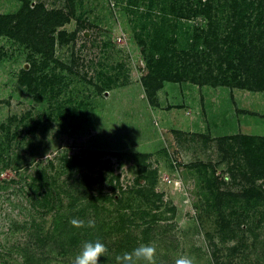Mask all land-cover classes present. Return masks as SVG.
<instances>
[{"label":"rangeland","instance_id":"374dc122","mask_svg":"<svg viewBox=\"0 0 264 264\" xmlns=\"http://www.w3.org/2000/svg\"><path fill=\"white\" fill-rule=\"evenodd\" d=\"M176 1L0 0V14L27 3L68 15L52 58L0 36V264L30 254L32 264H75L97 240L98 264H123L117 256L141 244L154 247L152 264H264V64L263 75L235 69L232 80L235 67L224 70L241 46L227 51L225 13L209 25L172 14ZM248 78L263 86L243 89L257 91L261 110L230 115L233 85ZM192 84L207 87L206 109L225 112L219 129L174 130L201 123L186 115Z\"/></svg>","mask_w":264,"mask_h":264},{"label":"trees","instance_id":"16d2710c","mask_svg":"<svg viewBox=\"0 0 264 264\" xmlns=\"http://www.w3.org/2000/svg\"><path fill=\"white\" fill-rule=\"evenodd\" d=\"M129 1L132 2V0ZM136 1L133 0L132 3H136ZM146 1L147 9H149L151 7L150 5L153 3V0ZM198 1L199 0H195L196 3H198ZM175 3H177L178 8H176L177 6L174 5L173 2L170 3V5L172 4L171 7L170 5H167L168 9L172 10V14H175V12L177 11L181 12L183 16L184 14L186 15L189 12L193 13L194 15L200 14L207 19L209 25L215 24L217 12L223 11L225 13L226 29L228 31L224 35L223 39L225 40L223 42H227L226 44L228 45V53L233 50L235 44L241 46L240 49L236 51L237 64H232V61L227 62V66L224 70L225 73L227 72V70H230V68L235 67L233 72L231 73L232 80L238 77L236 75V70L246 72L248 73V76L249 74H251L252 76L263 75L260 74V72L263 70L264 64V29H259V27L261 25V22L263 21L264 0H205L203 3H200V6L197 9L196 7H191V5L193 4L192 0H179ZM160 8L163 13H166L164 11L165 6H161ZM43 9L44 7L41 4H36L32 8H30L26 3L16 14H0V36H5L10 39L19 41H27L29 44H31V47L35 51H37V53L43 55L45 59L52 58V52L55 43V29L57 26L63 24V21L65 20V18H68V15H66L63 11H44ZM254 12H256L255 16L253 15ZM62 33L63 32L61 31L57 38H59L61 41H64ZM219 63H221V60ZM182 69L184 72L190 73L192 68L190 67V65H182ZM167 72L168 70H165V73H163L162 77H165L164 79H167V77L165 76ZM161 73L162 72L158 71L157 69V71L154 70L152 72V75L150 73L148 75L158 77L161 76ZM225 73L223 74V76H221L223 84L226 83L223 78H227ZM176 79L177 81H179L184 78L177 77ZM190 80L192 82H195L193 78H191ZM258 83L260 82H254L253 80L248 78L245 80L242 79V82H238L233 86L241 88L247 87L251 89H258L263 87H251ZM159 87V83H155L154 89L156 90ZM137 179H140V176ZM65 229L68 230L67 228ZM126 236L127 235L125 234L122 235L120 239V245L112 244L111 248L108 247L109 250L112 249V251H114L113 253L108 252L113 259L114 257L112 254L115 255L119 250L122 249L125 244V241L123 239ZM63 238L65 237L61 236L59 240L57 239L56 244L64 245L65 240H63ZM60 252L63 253V249H61ZM24 264H32L31 254L26 256Z\"/></svg>","mask_w":264,"mask_h":264},{"label":"crops","instance_id":"0c3cea01","mask_svg":"<svg viewBox=\"0 0 264 264\" xmlns=\"http://www.w3.org/2000/svg\"><path fill=\"white\" fill-rule=\"evenodd\" d=\"M191 86L192 87L196 86V88H197V89H195L197 96L192 98V103H193V106H194V109H195V114H194V116H191V110L187 109L188 111L186 110L187 111L186 115L192 117V118H188V121L191 120V122L194 123V119L196 118L197 120L199 119L201 121V123H198L197 125H196V123H194L195 125L193 124V126H192V124L188 125L187 126L188 129L179 128V129H174V130H178V131H181V132H188V133L192 132V133H195L197 135H201V134H204V132H207L208 130H210V128L212 127L211 120L214 121L213 124H216L213 127H216V128L219 129V125L220 124H217V122L222 121L223 114L225 112L220 111L217 107H212V108L209 107L208 109H206L204 104L207 101L206 99L208 98V95H210V94L204 95V92H205V90H207V87H204L201 90L200 87H198L195 84H192ZM191 86H188V87L191 88ZM216 89H218V87ZM243 89L244 88H241V89L239 88L238 89L237 87H235V90H232V92L235 91L234 94H235V96L237 95V99L235 100L236 104L233 105L232 108L229 109V111H228L230 115L232 114L234 116H238V115L245 116L248 113L247 111H250V112L254 113L255 111L254 110L251 111V109H247V111H246V106L248 105V103H250L249 104V108L254 106L258 111L261 110V106H260L261 105V101L258 98L259 95L257 96V94L254 93V92H257V91H253L252 94H250V93H248L249 90H247L245 92L244 91L245 89L244 90ZM216 91L224 92L223 90H216ZM212 92H213V90H212ZM259 92L260 91H258V93ZM244 93H246V94H244ZM234 94H232V98H231V96L228 97V96L223 95V94H220V95H223L224 98L227 99L230 102V104H231L232 102H234ZM195 98H196V100L194 101ZM211 101H213V98H211ZM242 103H244V106H243ZM182 105H184V104H182ZM170 106L171 105L168 104L164 109L167 110V109H169ZM216 110H218V113H215V115L211 114L212 112H215ZM258 113H260V112H258ZM208 122L210 124H208ZM194 126H197L198 131H194L193 130Z\"/></svg>","mask_w":264,"mask_h":264},{"label":"clouds","instance_id":"9594fccd","mask_svg":"<svg viewBox=\"0 0 264 264\" xmlns=\"http://www.w3.org/2000/svg\"><path fill=\"white\" fill-rule=\"evenodd\" d=\"M76 223V221H73ZM90 226H94L90 222ZM106 251L105 245L99 242H86L83 245L82 251L75 257V264H98L99 257ZM154 247L150 245L141 244L132 250L131 253L125 252L124 255L117 256V260L122 261L123 264H129L132 261L133 256L136 258H144L149 261L150 264L154 261ZM176 264H192V261L188 258H181L177 260Z\"/></svg>","mask_w":264,"mask_h":264}]
</instances>
